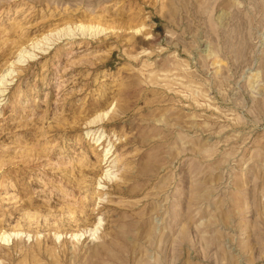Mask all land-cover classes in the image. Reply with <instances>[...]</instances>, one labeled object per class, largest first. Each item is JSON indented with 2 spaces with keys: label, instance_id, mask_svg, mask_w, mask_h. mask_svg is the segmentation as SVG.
<instances>
[{
  "label": "rangeland",
  "instance_id": "1",
  "mask_svg": "<svg viewBox=\"0 0 264 264\" xmlns=\"http://www.w3.org/2000/svg\"><path fill=\"white\" fill-rule=\"evenodd\" d=\"M0 237V264H264V0H0Z\"/></svg>",
  "mask_w": 264,
  "mask_h": 264
},
{
  "label": "bare ground",
  "instance_id": "2",
  "mask_svg": "<svg viewBox=\"0 0 264 264\" xmlns=\"http://www.w3.org/2000/svg\"><path fill=\"white\" fill-rule=\"evenodd\" d=\"M96 187H97V185H96ZM0 239H5V238L0 237Z\"/></svg>",
  "mask_w": 264,
  "mask_h": 264
}]
</instances>
